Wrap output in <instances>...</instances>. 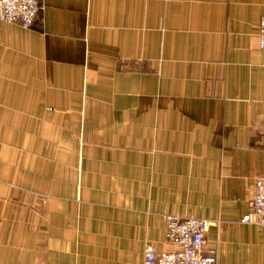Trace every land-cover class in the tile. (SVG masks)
Returning a JSON list of instances; mask_svg holds the SVG:
<instances>
[{
  "label": "crops",
  "instance_id": "0c3cea01",
  "mask_svg": "<svg viewBox=\"0 0 264 264\" xmlns=\"http://www.w3.org/2000/svg\"><path fill=\"white\" fill-rule=\"evenodd\" d=\"M37 2L0 20V264H143L167 215L264 264V0Z\"/></svg>",
  "mask_w": 264,
  "mask_h": 264
},
{
  "label": "built area",
  "instance_id": "2783aa9c",
  "mask_svg": "<svg viewBox=\"0 0 264 264\" xmlns=\"http://www.w3.org/2000/svg\"><path fill=\"white\" fill-rule=\"evenodd\" d=\"M40 6L37 0H0V20L29 27ZM257 46L264 52V16L259 21ZM241 222L264 228V176L254 181L249 211ZM212 222L195 217L167 215L165 235L176 249L156 252L151 245L144 249L143 264H216V248L207 245V231Z\"/></svg>",
  "mask_w": 264,
  "mask_h": 264
}]
</instances>
